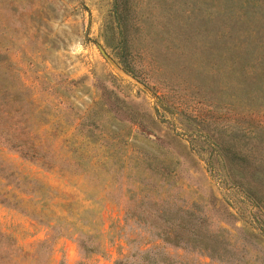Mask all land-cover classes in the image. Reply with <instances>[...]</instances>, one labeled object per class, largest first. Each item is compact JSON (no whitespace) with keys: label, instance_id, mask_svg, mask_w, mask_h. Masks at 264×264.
Instances as JSON below:
<instances>
[{"label":"rangeland","instance_id":"374dc122","mask_svg":"<svg viewBox=\"0 0 264 264\" xmlns=\"http://www.w3.org/2000/svg\"><path fill=\"white\" fill-rule=\"evenodd\" d=\"M112 1L0 0V264H113L130 245L229 264L154 236L183 210L227 230L231 264H263L264 209L222 151L264 164V100L242 91L264 74V0Z\"/></svg>","mask_w":264,"mask_h":264},{"label":"trees","instance_id":"16d2710c","mask_svg":"<svg viewBox=\"0 0 264 264\" xmlns=\"http://www.w3.org/2000/svg\"><path fill=\"white\" fill-rule=\"evenodd\" d=\"M243 1L245 2V5L249 4L248 0ZM113 4L115 6V0L112 1V8H114ZM224 7L225 8L222 12L215 13L217 19L220 18L219 15L225 17V14L229 13L228 8L230 7H227L226 5ZM112 16L113 14L110 15V20H113ZM229 20L231 19L228 18V22ZM229 24L230 27L227 31L228 34H230L233 29L231 22H229ZM251 82L250 85L252 88L249 91L246 88L242 89L243 94H250V92L253 91L254 94H251L253 95L251 96L252 99L254 97H259L261 100H264V74L256 75ZM3 115L4 114H2L0 110V118H2ZM5 134V130L0 124V144L2 145H5L3 139L5 141L7 140ZM222 153L223 156L228 159V163H225V165L223 164V168L228 178L229 185L241 190L247 202L255 209H264V178L260 176V172L264 170V164L249 161L250 159L247 160L248 157L244 158V156H240L237 152L228 154L227 151H222ZM246 160L249 162L246 163ZM19 191L22 194L32 193V190H29L28 188L25 190H21L20 188ZM6 199L7 198L3 196V198L0 199V203H5ZM161 221L165 223L167 227L153 232L157 239L175 246H188L191 249L204 253L209 258L225 261L229 264L233 262V249L229 240L224 235V232H227V230L219 232L206 230L204 219L202 216L196 215L193 210H183L175 212L174 214L162 213ZM92 238H94L93 235H88L82 231H78L74 237L80 252L84 256L89 253L100 251L98 243L92 245V242H90L88 244L87 241ZM125 241L127 244H131L133 239L127 238ZM113 264H154L151 256V248H139L130 245L127 254L114 259ZM236 264H240V261L236 262Z\"/></svg>","mask_w":264,"mask_h":264}]
</instances>
